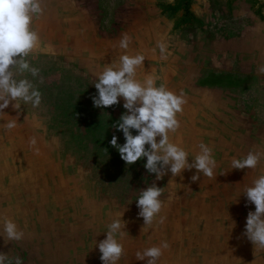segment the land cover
<instances>
[{
    "label": "rangeland",
    "instance_id": "obj_1",
    "mask_svg": "<svg viewBox=\"0 0 264 264\" xmlns=\"http://www.w3.org/2000/svg\"><path fill=\"white\" fill-rule=\"evenodd\" d=\"M43 7L33 23L40 44L27 58L39 76H17L32 81L42 102L33 108L17 100L15 110L58 121L57 131L47 126L40 136L47 146V175L55 179L34 197L25 192L12 198L18 206L12 220L25 235L7 243L0 236V252L19 256L23 264H84L76 258L100 252L98 244L121 206L135 211L140 190L153 180L168 193L167 174L156 180L144 167L146 158L128 165L111 146L110 135L125 143L112 125L126 109L123 98L94 107L99 72L106 64L119 65L121 55L144 54L137 79L151 75L156 86L185 94L181 126L169 137L189 152V163L198 145L210 141L207 133L217 146L264 137V74L258 71L264 66V0H43ZM123 33L132 37L127 50L119 47ZM158 42L167 45V59ZM94 110L110 122L105 129L97 118L85 126ZM39 193L47 194V205Z\"/></svg>",
    "mask_w": 264,
    "mask_h": 264
},
{
    "label": "clouds",
    "instance_id": "obj_2",
    "mask_svg": "<svg viewBox=\"0 0 264 264\" xmlns=\"http://www.w3.org/2000/svg\"><path fill=\"white\" fill-rule=\"evenodd\" d=\"M43 12V0H0V116L5 114L3 110L13 101L15 109H18L17 100L31 103L33 108L39 107L42 102V93L32 81L26 77L18 79L17 76L24 73H30L34 78L39 76L40 69L32 66L27 58L40 44V35L33 23ZM131 42L132 37L123 33L119 47L127 50ZM157 47L161 58L167 59V45L158 42ZM145 59V55L140 53L121 55L119 65L106 64L94 84L98 91V95L92 97L94 107L106 108L119 104V98L124 100L126 112L112 127L123 132L125 143L118 144L117 136L113 135L111 146L118 150L121 159L128 165L146 158L144 167L148 173L156 175V180L162 179L168 171L176 177L184 170L191 169L197 170V174L191 177L192 182L199 180L201 173L212 178L217 168L212 147L201 142L199 152L189 163V152L170 140L169 133L176 132L181 126L178 114L183 112L187 99L182 91L177 94L164 84L156 86L155 78L151 75L143 81L137 79V69ZM258 71L264 74V66H260ZM40 82H43L42 77ZM17 123L18 117H12L3 127L12 130ZM133 130H136V135H133ZM30 143L35 145L36 139L33 137ZM262 158L264 152L250 150L243 158H233L231 168L255 169ZM163 193L164 188L158 187L155 182L146 190H140L136 200L138 216L143 218L145 226L151 225L161 212L164 202L160 197ZM244 195L249 203L255 205V211L247 214L244 234L255 248L264 249V174L255 179L252 186L246 187ZM163 220L161 217L160 222L163 223ZM107 227L106 238L98 244L100 260L103 264H117L125 254L124 245L118 237L125 235L126 222L121 217L114 219ZM3 232L4 235L0 236L4 237L5 243L21 241L25 235L17 223L7 217L3 218ZM167 248L169 244L164 241L142 253L137 252V260L147 258L146 264H157ZM0 264H23V260L19 256L10 258L8 254L0 252Z\"/></svg>",
    "mask_w": 264,
    "mask_h": 264
},
{
    "label": "crops",
    "instance_id": "obj_3",
    "mask_svg": "<svg viewBox=\"0 0 264 264\" xmlns=\"http://www.w3.org/2000/svg\"><path fill=\"white\" fill-rule=\"evenodd\" d=\"M14 103L0 116V234H4L3 218L12 219L11 214L18 208L12 198L25 192L34 197L35 190L48 187L55 179L47 175V146L41 145L40 136L47 132L38 118L17 114ZM12 117H18L17 126L6 130L3 125ZM254 136L238 146H232L233 141L227 143L229 146H217V140L207 133L204 139L210 141L205 144L213 148L217 160L214 176L209 178L201 173L199 180L192 182L196 169L184 170L176 177L168 171L164 182L168 193L165 190L166 197H160L164 205L151 225H144L137 205L132 212L127 205L121 206L117 214L126 222V227L125 235L119 239L125 254L117 264H146L147 258L137 260L136 253L164 241L169 248L163 251L157 264H264V249L255 248L244 234L247 214L255 211V205L247 201L244 191L264 174V158L255 169L231 168L233 158H243L250 150L264 152V137ZM33 137L35 145L30 143ZM38 196L41 200L44 196L47 205V194ZM22 210L24 213L25 208ZM88 243L89 247L94 245L93 238ZM89 251H84L86 256L76 258L77 261L103 264L100 252Z\"/></svg>",
    "mask_w": 264,
    "mask_h": 264
},
{
    "label": "trees",
    "instance_id": "obj_4",
    "mask_svg": "<svg viewBox=\"0 0 264 264\" xmlns=\"http://www.w3.org/2000/svg\"><path fill=\"white\" fill-rule=\"evenodd\" d=\"M37 88V87H36ZM38 89V88H37ZM39 90V89H38ZM28 105H30V104H28ZM106 110V109H105ZM87 118H89V119H86V122L88 123V125L87 124H85V126H89V124L91 123L90 121V118L91 119H98V121L99 122H101L102 124H103V127H104V129L106 128V126L107 125H109L110 124V122L108 121V122H106V118H105V116H99L98 114H97V111H96V114H95V110H94V113L92 114V115H90V116H87ZM100 118V119H99ZM39 119V121H41V125H42V129L44 128L45 129V131L47 132V126L48 127H50V129L51 128H53V130L54 131H57L58 130V121L56 120V121H51V120H49V118L47 117L45 120H43V118H38ZM76 120V119H75ZM77 122H78V120H76ZM84 121V120H83ZM49 123H50V125H49ZM78 123H80V122H78ZM43 129V130H44ZM92 133H93V136H95L96 135V132L95 131H92ZM55 134H56V132H55ZM108 138H112L111 137V135L108 137Z\"/></svg>",
    "mask_w": 264,
    "mask_h": 264
}]
</instances>
